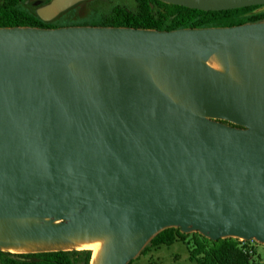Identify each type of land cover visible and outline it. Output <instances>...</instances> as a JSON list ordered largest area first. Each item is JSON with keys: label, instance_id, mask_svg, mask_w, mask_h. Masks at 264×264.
<instances>
[{"label": "water", "instance_id": "water-1", "mask_svg": "<svg viewBox=\"0 0 264 264\" xmlns=\"http://www.w3.org/2000/svg\"><path fill=\"white\" fill-rule=\"evenodd\" d=\"M167 227L264 243V20L0 26V249L107 236L128 264Z\"/></svg>", "mask_w": 264, "mask_h": 264}, {"label": "trees", "instance_id": "trees-1", "mask_svg": "<svg viewBox=\"0 0 264 264\" xmlns=\"http://www.w3.org/2000/svg\"><path fill=\"white\" fill-rule=\"evenodd\" d=\"M22 1L23 0H10L8 3L0 5V26L28 25L55 27L64 24L108 25L107 23L99 22L82 23L76 20L63 21V18L59 20L61 16L50 21H44L35 12H30L21 8L20 2ZM147 2L150 5L167 7L169 16L177 19L176 25L168 30L182 27L220 26L221 24L218 22L223 17L232 13H236L237 15L250 13V15L246 16L245 20L234 24L264 20V5H252L225 10H199L181 5L169 4L160 0H147ZM184 12H188V15L183 16ZM145 27L150 28L149 25ZM185 236L186 233L181 232L179 228L167 227L154 234L147 244L152 246H159L162 244L171 245L176 240L184 239ZM236 239L237 238L230 236L211 240L201 235V238L195 239V247L190 252V259L196 264H252L251 253L245 249V246H241ZM78 256L83 258L84 264H89L91 251L89 249H60L12 253L0 249V263L2 264H77Z\"/></svg>", "mask_w": 264, "mask_h": 264}, {"label": "rangeland", "instance_id": "rangeland-1", "mask_svg": "<svg viewBox=\"0 0 264 264\" xmlns=\"http://www.w3.org/2000/svg\"><path fill=\"white\" fill-rule=\"evenodd\" d=\"M10 0H0V5ZM54 0H23L20 7L37 15L40 12L49 19L60 17L59 20L79 22H99L108 25L141 27L150 26L154 29L168 30L176 25L177 19L169 16L168 8L165 6L150 5L147 0H79L76 3L60 10L51 18L46 14L47 8ZM71 8V9H70ZM184 12L183 16H187ZM236 13L228 14L218 23L230 25L245 20L246 16ZM40 16V15H38ZM63 16V17H62ZM42 20H47L40 17ZM65 25V24H64ZM201 233L190 231L184 239L176 240L171 245L146 247L129 264H196L190 259V252L195 247V239L201 238ZM203 236V235H202ZM236 238V237H234ZM241 246H248L251 249L252 264H264V243L254 239L249 242L236 239ZM2 250V249H1ZM2 264V263H0ZM77 264H84L81 256H78Z\"/></svg>", "mask_w": 264, "mask_h": 264}, {"label": "bare ground", "instance_id": "bare-ground-1", "mask_svg": "<svg viewBox=\"0 0 264 264\" xmlns=\"http://www.w3.org/2000/svg\"><path fill=\"white\" fill-rule=\"evenodd\" d=\"M210 63L218 69L222 66L220 61L214 55L210 57ZM107 246V236H93L70 238L66 242L22 241L14 245L1 246V249L12 253L39 252L60 249H89L91 251L89 264H101V260L106 252Z\"/></svg>", "mask_w": 264, "mask_h": 264}, {"label": "built area", "instance_id": "built-area-1", "mask_svg": "<svg viewBox=\"0 0 264 264\" xmlns=\"http://www.w3.org/2000/svg\"><path fill=\"white\" fill-rule=\"evenodd\" d=\"M240 239H242V238H240ZM241 241L248 242V241H250V240H245V239H243V240H241ZM245 249H247L250 253H252V252H251V249L248 248V246H245Z\"/></svg>", "mask_w": 264, "mask_h": 264}, {"label": "crops", "instance_id": "crops-1", "mask_svg": "<svg viewBox=\"0 0 264 264\" xmlns=\"http://www.w3.org/2000/svg\"><path fill=\"white\" fill-rule=\"evenodd\" d=\"M52 19H54V18H51V19H47V20H44V21H50V20H52Z\"/></svg>", "mask_w": 264, "mask_h": 264}]
</instances>
